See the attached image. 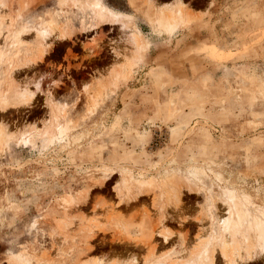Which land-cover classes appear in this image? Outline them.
Instances as JSON below:
<instances>
[{
	"label": "rangeland",
	"instance_id": "rangeland-1",
	"mask_svg": "<svg viewBox=\"0 0 264 264\" xmlns=\"http://www.w3.org/2000/svg\"><path fill=\"white\" fill-rule=\"evenodd\" d=\"M16 84L34 100L3 109ZM257 220L264 0H0V264H264Z\"/></svg>",
	"mask_w": 264,
	"mask_h": 264
},
{
	"label": "bare ground",
	"instance_id": "bare-ground-1",
	"mask_svg": "<svg viewBox=\"0 0 264 264\" xmlns=\"http://www.w3.org/2000/svg\"><path fill=\"white\" fill-rule=\"evenodd\" d=\"M102 6H103V9L105 10L106 15H107L105 18L102 19L104 24H110L111 21H114L113 18H122V16L121 17H117L119 15H115V13L111 9H109L106 5H102ZM170 11L171 12L166 10V12H168V13H164V14H167L169 16L168 20L172 21V19L176 16V14H175V12L173 10H170ZM164 12H165V10H164ZM133 26L136 28V31L133 32V36H134V38H133L134 40L133 41H134L135 45L137 47H139L141 45V43L143 42V40H144V34L141 32L140 29H138V27L135 24H133ZM54 30L55 29H51V28H47L44 31L42 30V32H43L42 34H47V35H41V41L39 42V44H40L39 45V49L41 50V55H40V59L39 60H41V61L43 60V56H44V54L46 52V47H45L46 45H45L44 41L47 38V36H49V35L54 33ZM70 31H71V29H70ZM63 33H65V32H63ZM40 34H41V32H40ZM61 35L64 36V34H61ZM8 91L9 92H7L8 93L7 96L3 98V104H4V105H2L3 109L8 108V106H9V108H12V107L16 108V106H18V105L20 106L26 101L27 102L28 101H32L35 98V93L30 88L26 87V89L19 90L17 84L11 86ZM235 206L236 205H234V203L229 202V209H230L231 213H230V217L228 218V220L223 222L225 227H227L228 225L235 224L236 220L231 218L232 214H234L233 211L237 210V208ZM255 225H257V227L261 228L259 237H260V240H261V248L264 251V224H263V222L257 220L255 222ZM254 227H256V226H254ZM230 246L235 251L238 250L239 253L242 252L243 248L241 246H238L237 248L234 247L231 244H230ZM230 246H229V244L227 242H225V245H224V248H223V255L225 257H227V258H231L232 255H233L232 254L233 251L230 248ZM249 247L253 248V245L251 244ZM198 252H199V249L197 247V248L193 249V251L190 252L191 253L190 255L195 256V255H197ZM137 263H138V261H135L134 264H137Z\"/></svg>",
	"mask_w": 264,
	"mask_h": 264
},
{
	"label": "crops",
	"instance_id": "crops-1",
	"mask_svg": "<svg viewBox=\"0 0 264 264\" xmlns=\"http://www.w3.org/2000/svg\"><path fill=\"white\" fill-rule=\"evenodd\" d=\"M106 25H111V24H106ZM177 213H179V219L176 220L177 224L171 225V223L169 222L167 225V227L169 229L174 231L173 234L170 235L167 239L165 236H160V235H157V237H156L157 242L159 243L160 250H162L164 252L169 251L170 256H172L173 253L174 254H177V253L183 254V252L187 251L189 247L191 248V246H193L194 242H195L194 236H195L196 232L198 231V229H196V227L198 226V222H196V218L198 215L197 211H193V212H183V211L180 212V211H178ZM185 218L188 220L180 221V220L185 219ZM188 224L196 226L195 229L193 230L192 227H188L189 226ZM189 230H193L191 234L189 233L190 232ZM187 232L189 235L188 239L185 236V233H187ZM129 235L131 237L134 236L136 238H140V237H144L146 235V233L142 232V231H137V230L131 229L129 232ZM127 245H130L133 250L141 248V249H144L145 251H147V248H145L141 243L129 241V243H127ZM108 256H110V255H108ZM127 257L128 256H125V257L119 256V258H121L122 260H126Z\"/></svg>",
	"mask_w": 264,
	"mask_h": 264
}]
</instances>
